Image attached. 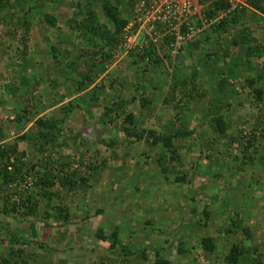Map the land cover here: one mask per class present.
Here are the masks:
<instances>
[{"label":"rangeland","instance_id":"obj_1","mask_svg":"<svg viewBox=\"0 0 264 264\" xmlns=\"http://www.w3.org/2000/svg\"><path fill=\"white\" fill-rule=\"evenodd\" d=\"M243 1L222 31L223 0H0L21 175L0 182V264H264V0Z\"/></svg>","mask_w":264,"mask_h":264},{"label":"trees","instance_id":"obj_2","mask_svg":"<svg viewBox=\"0 0 264 264\" xmlns=\"http://www.w3.org/2000/svg\"><path fill=\"white\" fill-rule=\"evenodd\" d=\"M41 1H44V0H41ZM222 5L224 6V3H222ZM221 3H220V6H222ZM252 6H254L255 8H259V5L257 2H253L251 3ZM103 7L105 8L104 11L106 12V15L109 16L110 19L114 18V15L113 13L111 12V9L109 7H106L105 3L103 4ZM263 12H264V9H261ZM207 17H211L214 13L213 11H209L207 12ZM89 15L91 16L90 18V22L92 23H84L83 21H81V24L79 25H82L83 28H85V30H89L90 33L97 38V40H103V42L105 44H108L109 42L111 41H114V34H111L110 31L107 29V25H105L104 23H98L96 22L95 18H94V15L92 14L91 11H89ZM31 16V15H30ZM232 17V16H231ZM27 20H24L23 21V24H27L26 22ZM78 24V23H77ZM216 28L218 27H221L222 31H225V25H226V17H223L222 18V22H218V24L215 23ZM182 30H184V27L181 28ZM240 37L241 38H244V39H247V33L246 31H242L241 34H240ZM231 41L234 42L233 39H231ZM157 60H155L156 62ZM128 118V117H127ZM216 123L217 125L220 127H224V124L222 122L221 124V120H220V117H217L216 119ZM220 129V130H222ZM158 140L160 139H155L154 142L157 143L159 142ZM164 146H166L167 148H172V144L169 143L168 140H162L161 142ZM13 149H9V148H0V182L1 184L4 186L5 184H8V183H11L12 181L16 180L18 177L21 178V175H18L19 173V170L16 166V163L18 162V157L19 156H15L13 157V160L12 161H8V157L9 155H11L9 152H11ZM171 152L175 153L174 152V149H171L170 150ZM19 155H21L19 153ZM175 156V154H174ZM164 157H165V154L164 153H161L159 155V158H158V166L160 168L161 171L165 170V167H164V164L161 162L164 160ZM170 160H172L174 157L172 156H169L168 157ZM10 163L11 165V169H8L7 168V164ZM45 184V185H50L52 182L51 181H42L41 184ZM48 194V193H47ZM8 197V196H7ZM7 197H4V201H3V204H4V207L2 208V213L5 214L7 213L8 211H12L14 212L16 210V207H21V208H24V212L26 214H31L35 211V208H36V203L35 201H29L28 198L26 197L24 201H22L20 204H16L14 202H11L9 203V206L6 207V203L8 201V198ZM2 229V224H0V231ZM5 233V236H7V239H8V243L11 244L12 242L13 243H17V242H24V241H27L25 238V240H21L20 237L14 235L13 233L9 232L8 230L7 231H4ZM202 245H203V248L206 249V250H212L213 248V245L212 243L210 242V239L208 237L202 239ZM10 249L12 250V247L10 246ZM226 260L228 262H234L236 260L235 256L234 255H228L226 257Z\"/></svg>","mask_w":264,"mask_h":264},{"label":"built area","instance_id":"obj_3","mask_svg":"<svg viewBox=\"0 0 264 264\" xmlns=\"http://www.w3.org/2000/svg\"><path fill=\"white\" fill-rule=\"evenodd\" d=\"M224 1V10L222 11V17L226 16V14L230 13L231 11H234L235 9L240 8L242 5H244L243 0H223ZM192 33V29H188V35ZM7 168L9 169L10 166L8 165Z\"/></svg>","mask_w":264,"mask_h":264}]
</instances>
